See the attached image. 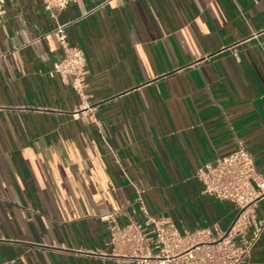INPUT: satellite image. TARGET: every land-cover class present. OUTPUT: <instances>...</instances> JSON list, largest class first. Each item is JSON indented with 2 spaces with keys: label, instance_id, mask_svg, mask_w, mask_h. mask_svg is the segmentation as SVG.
<instances>
[{
  "label": "crops",
  "instance_id": "1",
  "mask_svg": "<svg viewBox=\"0 0 264 264\" xmlns=\"http://www.w3.org/2000/svg\"><path fill=\"white\" fill-rule=\"evenodd\" d=\"M3 7L0 264H136L112 253L100 215L122 224L141 205L181 230L228 227L234 205L195 172L240 140L264 179V0ZM58 23L85 54L83 94L48 75ZM256 215L251 261L264 264V196Z\"/></svg>",
  "mask_w": 264,
  "mask_h": 264
},
{
  "label": "built area",
  "instance_id": "2",
  "mask_svg": "<svg viewBox=\"0 0 264 264\" xmlns=\"http://www.w3.org/2000/svg\"><path fill=\"white\" fill-rule=\"evenodd\" d=\"M42 1L45 9L55 15L76 0ZM3 5L4 0H0V21ZM54 30L62 53L48 75H59L83 94L88 72L85 54L70 43L66 23H58ZM73 116L79 118L78 112ZM195 174L204 193L234 205L235 215L225 230L215 235L209 228L181 230L170 217L152 215L141 205V218L122 224L116 220V212L100 215L108 222L112 253L133 258L136 264H253L252 250L263 229L256 205L264 196V179L256 170L251 152L238 140L235 149L203 163Z\"/></svg>",
  "mask_w": 264,
  "mask_h": 264
}]
</instances>
